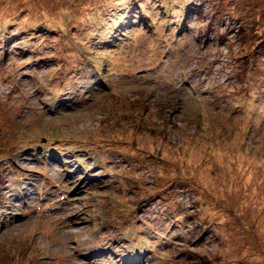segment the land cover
<instances>
[{
  "label": "rangeland",
  "instance_id": "obj_1",
  "mask_svg": "<svg viewBox=\"0 0 264 264\" xmlns=\"http://www.w3.org/2000/svg\"><path fill=\"white\" fill-rule=\"evenodd\" d=\"M136 258L264 264V0H0V264Z\"/></svg>",
  "mask_w": 264,
  "mask_h": 264
},
{
  "label": "trees",
  "instance_id": "obj_2",
  "mask_svg": "<svg viewBox=\"0 0 264 264\" xmlns=\"http://www.w3.org/2000/svg\"><path fill=\"white\" fill-rule=\"evenodd\" d=\"M132 12H135V11H132ZM130 15H131V17H132V14H130ZM129 22H132V19H130ZM48 24H49V23H48ZM41 26H42L41 28H45V29H41L42 31H43V30H47V29H48V30H51V28H50L49 26H47L46 24H44L43 22H42ZM52 29H53V28H52ZM126 29H127V27H126ZM55 30H56V29H55ZM116 34H117V33H116ZM136 260H137V258H136ZM138 260H139V258H138Z\"/></svg>",
  "mask_w": 264,
  "mask_h": 264
},
{
  "label": "bare ground",
  "instance_id": "obj_3",
  "mask_svg": "<svg viewBox=\"0 0 264 264\" xmlns=\"http://www.w3.org/2000/svg\"><path fill=\"white\" fill-rule=\"evenodd\" d=\"M131 264H133V263L131 262Z\"/></svg>",
  "mask_w": 264,
  "mask_h": 264
}]
</instances>
